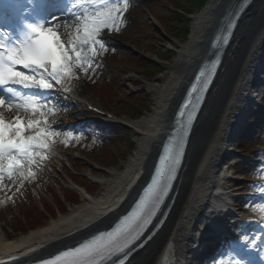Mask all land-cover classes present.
<instances>
[{
  "label": "bare ground",
  "instance_id": "6f19581e",
  "mask_svg": "<svg viewBox=\"0 0 264 264\" xmlns=\"http://www.w3.org/2000/svg\"><path fill=\"white\" fill-rule=\"evenodd\" d=\"M230 1L210 0L207 7L197 14L189 40L185 43L179 57L168 67L171 72L170 76L163 80L164 77L160 75L161 79L156 78V81H161V83L155 82L152 86L151 91L158 95L153 104V111L136 124L138 133L134 131L137 140L135 151L125 163V167L117 174L111 175L115 182L106 189L100 202L88 203L87 197L86 205L76 208L69 217L60 218V223H55L45 231H35L18 243L2 244L4 238L14 235L3 230L4 238L0 239L1 250L20 247L31 242L29 252L33 254L22 261H36L99 231L120 215V213L114 214V209H110V214L103 216L106 209L100 210L98 206L101 200H109L121 190L129 192L133 177H141L139 186L143 183L144 175L150 170L156 155L154 150L157 145L156 138L169 130L173 110L178 102L176 99L182 93L186 79L207 56L210 36L215 26L218 25V22L214 23L213 20L221 18L222 11ZM106 40L112 47L125 43L124 40L121 42L116 33H106ZM234 41L237 46L228 51L230 55L225 58L224 71L214 84L204 111L197 121L168 218L163 228L142 251L134 256L131 264H162L165 253L171 264L187 262V256L191 255L190 253L199 241L198 235H200L203 222L208 219V214L214 204L220 200L216 196L217 193L227 191L225 182L229 176L221 170V166L230 156L227 145L237 136L239 129L245 126L243 117L249 113V106L254 97L263 93L261 88H256V83L264 70V62L261 63L259 60L261 47L264 45V0H255L239 25ZM119 54L121 57L127 56V53L122 51ZM118 71L127 73L128 69L122 68ZM127 78L121 79L122 86L127 80L137 83L133 76L130 75ZM87 80V77L81 75V78L72 84L77 89V95L85 100L91 99L89 94L91 83ZM55 151L67 156L64 148L57 147ZM80 157L82 163L73 162L72 164L74 166L77 164L76 171L84 173L87 168L83 164L89 166L93 162L88 159V156L81 155ZM90 171L92 174L106 175L105 171L93 167ZM54 173L57 175V172ZM66 175L81 187L84 193L86 192L87 185H85L84 178L70 176L67 173ZM57 183L59 184L58 181ZM139 186L127 194L129 199L136 195ZM40 189L44 192L46 185L43 184ZM1 195L0 212L5 207L3 204L5 195L3 193ZM67 224L72 225L62 226ZM51 228H59V230L48 236L43 234Z\"/></svg>",
  "mask_w": 264,
  "mask_h": 264
},
{
  "label": "snow or ice",
  "instance_id": "6c2138e0",
  "mask_svg": "<svg viewBox=\"0 0 264 264\" xmlns=\"http://www.w3.org/2000/svg\"><path fill=\"white\" fill-rule=\"evenodd\" d=\"M129 3L130 0H71L67 18L53 15L46 23L29 25L24 39L15 44L8 43L7 33L0 30V89L3 90L0 95V188L6 187L5 178L23 182L36 177L34 169L49 158L54 137L61 135L49 123V115H55L58 107L48 97L58 89L70 91L64 87L65 82L88 76L100 66L97 58L109 50L103 37L120 31ZM215 68L216 64L212 63L210 70L199 72L198 88L194 86L189 93L190 97L195 95V103L188 99L179 113L180 118L187 117L188 125ZM21 88L29 91L21 92ZM14 109L29 113L32 118L15 115L6 120L4 112ZM186 135L185 126L173 146L165 149L151 184L129 214L110 231L64 251L49 264H103L106 258L124 252L135 242L175 179ZM259 216L264 222V205L260 206ZM243 239L250 241L246 236ZM255 239L251 238L253 248L257 247ZM230 264L248 262L242 257H232Z\"/></svg>",
  "mask_w": 264,
  "mask_h": 264
},
{
  "label": "rangeland",
  "instance_id": "374dc122",
  "mask_svg": "<svg viewBox=\"0 0 264 264\" xmlns=\"http://www.w3.org/2000/svg\"><path fill=\"white\" fill-rule=\"evenodd\" d=\"M136 3L137 8L134 7L130 13L131 25L124 34L120 36L121 41H125V43H123V49H120V51L126 52L127 58L125 57L124 61H120V57L116 56L113 62L112 57H108L105 63L108 66L111 65L112 70H106L104 77L98 80L97 84H93L90 90V93L97 100V103L121 117L133 115L132 112L126 110L133 109L135 106L137 109L141 108L147 110V114H144V116L153 111L152 107L157 94L151 93L150 88L152 86L145 81L147 79L151 80V78H145L143 71L150 63L156 64V61H159L158 56L164 57V50L169 49L173 43L175 44L177 41L183 43L185 40L182 38L183 35H179L178 33L181 30L179 28L181 27L180 25H183V22L175 17V11L180 10L176 9L174 6L178 4L181 6V10H183L186 9L185 7L189 5V2L182 0H141V3ZM108 62H110V65L107 64ZM121 68H127L128 72L118 74L116 71ZM130 75L138 81V85H132L131 81L127 80L123 87L124 90L121 89V79H128L127 77ZM92 77L93 76H90V78ZM112 135L114 137L107 141L105 145L94 150L91 154H86L91 158L88 159L93 163H91V166L85 164L84 167L87 168L85 173H76L66 158L62 161L61 165H57L53 160L52 163L54 165L52 167H54V171L51 173L47 168L45 170V176L42 179L51 178V182L47 185L51 195L44 193L36 194L35 191L33 192L29 189L28 194L18 196L16 202L11 203L9 209L4 211V214L0 218V229L5 228V230L8 231L13 228L15 233L20 235L21 231H27V228L40 223L44 219L46 220L43 223L50 222V218H44L42 214L43 211H52L53 208H57L58 206L62 207L66 198L69 200L70 196L73 197V195L76 194L74 191L77 192V187H75L71 180L63 173L61 166L70 174H78L80 178H84L86 184L93 183L97 180V178L92 177L90 172V169L94 166L101 168L99 167L100 165L97 166L96 162L99 164L103 163V165H105V170L109 172L117 171L119 167L123 168L136 147L133 146L134 150L132 151V147L129 146V142L133 136L127 138L126 132L121 128L118 132L112 133ZM229 145L232 146V149L234 148V153L237 155L230 158L226 166H223V169H229L230 178L233 183L244 185L247 182L244 174L246 170L244 169L245 167L240 165V162L242 159L244 160V158L250 160L251 158L254 159L255 157L253 154L254 151L257 150V147L249 145L247 141L233 142ZM238 147H240V149H238ZM72 154L75 157L76 153L73 152ZM234 158L237 159L235 162L233 161ZM231 168H234L235 174L230 172ZM54 172H57L58 176H54ZM237 174H239V176H244L236 177ZM54 179L63 180L64 189L62 191L59 190L60 186L55 184ZM33 186L36 188L38 187L35 184ZM69 189L73 191L70 196ZM41 200L44 202L45 209ZM24 217H26L25 221Z\"/></svg>",
  "mask_w": 264,
  "mask_h": 264
}]
</instances>
